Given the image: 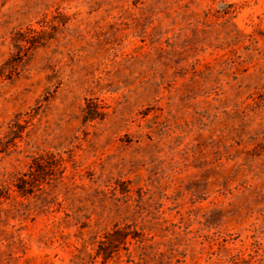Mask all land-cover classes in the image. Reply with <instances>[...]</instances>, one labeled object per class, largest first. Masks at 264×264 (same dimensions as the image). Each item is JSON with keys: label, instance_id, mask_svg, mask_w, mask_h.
Segmentation results:
<instances>
[{"label": "rangeland", "instance_id": "rangeland-1", "mask_svg": "<svg viewBox=\"0 0 264 264\" xmlns=\"http://www.w3.org/2000/svg\"><path fill=\"white\" fill-rule=\"evenodd\" d=\"M3 144L0 264H264V0H0Z\"/></svg>", "mask_w": 264, "mask_h": 264}, {"label": "trees", "instance_id": "trees-1", "mask_svg": "<svg viewBox=\"0 0 264 264\" xmlns=\"http://www.w3.org/2000/svg\"><path fill=\"white\" fill-rule=\"evenodd\" d=\"M34 32L35 36L38 38V35H40L39 32ZM34 45L35 44L32 43V46ZM98 116H101L100 118H102L103 115L102 113L93 110L88 113L86 118L91 120ZM13 126L15 127L14 123ZM13 126L8 134V142L16 147L15 140L17 138H23L22 128L18 123V130H14ZM0 146L5 149L4 146L6 145L3 144ZM64 163L65 158L59 153L46 151L37 156H33L28 172L17 176L12 185L0 178V200L2 198L8 199L11 195V190L18 192L21 196H30L34 195L37 191H43L46 185H50V180L53 178L52 176L57 175L56 173L62 175L65 169ZM128 229L129 227L115 226L100 243L97 255H102L104 261H106L112 257L114 252L119 250L120 244L125 242L126 237L129 234H131L132 238H135L136 235H134V233H129L127 231Z\"/></svg>", "mask_w": 264, "mask_h": 264}]
</instances>
